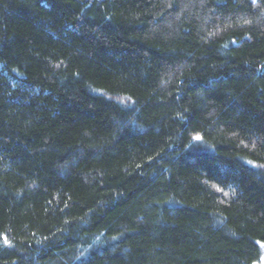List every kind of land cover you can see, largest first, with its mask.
Returning a JSON list of instances; mask_svg holds the SVG:
<instances>
[{
  "label": "trees",
  "instance_id": "1",
  "mask_svg": "<svg viewBox=\"0 0 264 264\" xmlns=\"http://www.w3.org/2000/svg\"><path fill=\"white\" fill-rule=\"evenodd\" d=\"M260 244L264 0H0V264Z\"/></svg>",
  "mask_w": 264,
  "mask_h": 264
},
{
  "label": "rangeland",
  "instance_id": "2",
  "mask_svg": "<svg viewBox=\"0 0 264 264\" xmlns=\"http://www.w3.org/2000/svg\"><path fill=\"white\" fill-rule=\"evenodd\" d=\"M259 248H260V258L258 264H264V244H260Z\"/></svg>",
  "mask_w": 264,
  "mask_h": 264
},
{
  "label": "snow or ice",
  "instance_id": "3",
  "mask_svg": "<svg viewBox=\"0 0 264 264\" xmlns=\"http://www.w3.org/2000/svg\"><path fill=\"white\" fill-rule=\"evenodd\" d=\"M197 139H199V137H197Z\"/></svg>",
  "mask_w": 264,
  "mask_h": 264
}]
</instances>
